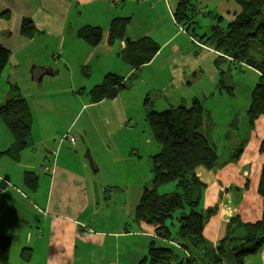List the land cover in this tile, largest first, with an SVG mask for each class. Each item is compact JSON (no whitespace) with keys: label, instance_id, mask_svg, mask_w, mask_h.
<instances>
[{"label":"crops","instance_id":"crops-1","mask_svg":"<svg viewBox=\"0 0 264 264\" xmlns=\"http://www.w3.org/2000/svg\"><path fill=\"white\" fill-rule=\"evenodd\" d=\"M220 4H223L224 7L214 12L211 11L209 16L213 18V27L219 22V31L221 29L220 22L226 20L227 26L222 29L225 33L220 31L221 34L226 35L228 25L236 19L241 7L236 0H232L231 3L220 1ZM176 8L177 6H171L170 0H0V43L10 51V62L2 74L7 77V80H4L2 76L5 89L1 87L0 105L6 101L10 86L18 84V81L13 79L16 73L24 74L28 78L32 77L34 82H40V77H43L46 71L54 73L51 70L52 67H49L52 64L46 65V63L39 61V53L46 54L48 57H62V54L68 52L69 48L76 46L74 43H82L76 39L78 30L84 26L94 25L102 27L104 30L102 43L89 50L83 42L84 49L89 54L85 59L80 60L90 64L88 60L103 58L104 55L109 57L114 49L109 44L110 23L117 18H130L128 24L130 38L134 41L144 37L152 38L160 45V49L154 58L139 71H135L130 66H128L129 69L123 70L126 73V80L132 85L131 89L122 92L116 99L112 100L118 101L121 107V125L111 135L110 141L117 153L114 152L113 147L107 146L108 141H106L102 145L107 156L106 159H99L95 152H92L90 157L92 161H95L93 162L96 165V170H100V166L103 167L105 180H112L118 184L115 185V189H131L132 174L130 172L127 174L120 171L116 174L118 178L115 179L114 154H118L119 158L124 161L126 159L131 160V158L141 161L143 158H147L149 159V170L152 172L151 158L161 151V146L155 144L151 137L147 136V131L137 124V120L147 119L145 110L147 98L153 100V106L158 112L160 111L156 108V96L153 97V92L156 90L164 92L161 97L166 98L170 109L180 105L190 106L196 98L204 99L206 93L205 88L202 87L205 85L193 91L188 98L181 93H167V88L174 85L175 82L190 85L192 84L190 78H197V75L200 74H203L202 79L206 78L215 82L221 76L218 62L220 60L233 62L218 49V41L214 47L207 45L199 36L197 37L195 16L193 21L191 20L193 22L192 33L190 30L187 31V28L190 27L191 29V26L178 25L174 17ZM25 18H30L38 30V34L33 39L26 38L20 32L21 22ZM85 21L97 23L80 25L81 22ZM102 22H106V25H103ZM136 23L140 26V30H136ZM120 42V52H122L126 47V42ZM68 44L73 45L66 48ZM25 47H33V54L30 53L26 57L29 58V61H26L22 53ZM120 52L117 54L119 60L121 59ZM233 63H237L239 67L253 69L244 63ZM110 66V64H103V69L98 71L99 74L88 73L85 75V77L88 76L89 82L93 85H90V89L87 86L83 87V93H80L81 89L74 90L73 93L75 95L87 93L90 102V91L94 86L100 84L107 73L114 72L108 69ZM258 74L260 78V73L258 72ZM133 76L135 79H132ZM222 80L226 81L225 77L220 80V84ZM229 83L231 84V82ZM218 94L223 96L220 91ZM90 104L99 103L90 102ZM205 114V133L218 150L219 164L212 170L200 167L197 169L196 175L204 184L201 208L203 210L215 209L205 224L204 237L210 244L216 246L226 236L230 223L233 228L237 224H232V221L254 224L263 217L264 200L259 193V187L264 167V117L256 122L253 130L249 128L248 120L244 129L240 130L241 122L239 118H235V112L229 113L227 117L229 119L226 118L227 121L224 119L226 123L222 126L206 106ZM232 121L233 124H230ZM0 136L2 137L0 151H5L12 146L14 140L8 129L5 131L2 128ZM140 141L141 147H137ZM150 144L153 145V150L144 151V146ZM220 146H223L221 151L219 150ZM239 149H242V153L232 160L231 158ZM227 151H229V155H226ZM146 152L153 153L146 154ZM25 157L40 161V168H42L44 158L45 161L47 160L46 155L36 151L23 152L20 162L12 161L6 157L0 160V187H2L0 189V235L7 236V231L12 232L14 228L26 229L28 226L30 227V221L26 219V216H21L22 210L19 205L23 204L39 215L37 221L38 235H43L41 230H45L44 226L46 228L47 225L51 231V238H49L51 258L48 264H52V261L69 264L68 256L78 249V237L90 244L100 243L102 245L103 253L107 255V261L104 264H132L130 260L125 259V253L131 251L134 254L135 248L132 249V246L134 247L135 238L151 239L148 247L144 246L142 256L148 254L150 245L155 240L164 242L166 247H172L179 254H182L183 250L179 243L160 238L154 233L153 226L145 224V227L138 228L137 225H134L137 223L134 220V212L140 198V190L145 183H149L152 179L147 181L146 177L141 179L139 175L135 174L140 187L134 195L133 206L126 200L123 202L126 207L124 211H128L126 218L129 219V223L126 219H121L118 224L120 228L124 227L123 232L105 230L94 232V236L89 237L88 231L86 232L85 229L87 228L89 232L91 229L87 226L84 227L86 225L85 220L90 218L89 210L92 206H96L97 209L102 207L101 202L94 204L95 197L104 196V191H107L103 190L101 194L97 193L96 190L90 192V188L93 189L98 186L97 176L93 180L91 176L89 177L82 171L74 170L65 165L56 164L55 166V163L47 160L51 171L39 176L38 188L35 191L32 190L35 195L34 202L28 198L26 192L19 191V189L20 193L14 194L12 192L9 196L10 190L13 189L11 184L14 181V174L11 172L12 163L22 165L23 161L28 160H24ZM85 166L87 165L85 164ZM23 167L25 168V166ZM25 170V172L39 173L42 169L39 171ZM46 186V191L41 189V187ZM104 201L106 202L105 197ZM105 207L103 204L102 218L94 219L99 225L105 221L107 214ZM107 222L111 221L108 220ZM177 225L179 228L178 221ZM169 226L173 234L178 235L175 220L170 222ZM79 230L83 231L81 235L78 234ZM99 234H102V238ZM27 236L26 240L21 242L25 246L24 249L32 250L33 235L28 234ZM122 239L124 240L123 243L121 242ZM105 244L107 247H104ZM27 254H30L31 257V251ZM245 264H264V248L257 255L248 257Z\"/></svg>","mask_w":264,"mask_h":264},{"label":"trees","instance_id":"trees-1","mask_svg":"<svg viewBox=\"0 0 264 264\" xmlns=\"http://www.w3.org/2000/svg\"><path fill=\"white\" fill-rule=\"evenodd\" d=\"M236 1L241 11L228 25L227 34H221L218 25L213 27V31L218 40V49L223 54L233 62L244 63L260 73L247 111L249 128L253 130L256 122L264 117V58L257 60L253 57L254 50H260L258 46L262 50L264 48V0ZM194 12L193 0H179L174 17L178 25L192 27ZM129 21L130 18H117L110 23L109 44L126 42L120 57L132 69L139 71L154 58L160 45L149 37L132 40L128 34ZM189 30L190 27L187 28ZM20 32L28 39H33L38 34L30 18L23 19ZM103 32L102 27L88 25L79 29L77 36L87 46L95 48L102 43ZM9 62L10 51L0 43V78ZM131 85L124 76L114 72L107 73L103 81L90 91V102L95 104L114 100L122 92L131 89ZM219 90L233 95V86L224 80L221 81ZM81 92L83 93V89ZM145 104L150 128L161 151L151 158L152 181L145 183L140 190L134 220L139 224L153 226L154 233L160 238L176 241L183 252L179 254L172 247L157 246L152 241L141 264H245L248 257L257 255L264 248V213L262 219L254 224L232 221V224H237L233 228L230 223L226 236L216 246L204 237L205 224L215 209L203 211L201 208L204 184L198 179L196 171L200 167L214 169L219 164V157L216 146L205 133L203 101L196 98L190 106L173 107L165 119L156 111L151 99L147 98ZM0 117L14 140L11 147L0 151V160L6 157L20 162L23 152L36 151L32 140L33 117L30 104L18 85L10 86L6 101L0 105ZM67 139L75 146L76 143L72 144L69 136ZM240 153L242 149L235 152L231 159L237 158ZM42 163L41 172L25 173V183L31 190L38 188L39 176L51 171L45 158ZM170 183L175 185L173 194L159 193L161 186ZM259 193L264 200V167ZM173 220L179 222L178 235H174L169 226ZM10 251L11 238L0 235V264H8Z\"/></svg>","mask_w":264,"mask_h":264},{"label":"rangeland","instance_id":"rangeland-1","mask_svg":"<svg viewBox=\"0 0 264 264\" xmlns=\"http://www.w3.org/2000/svg\"><path fill=\"white\" fill-rule=\"evenodd\" d=\"M179 0H170L172 7L177 6ZM220 1H225V3H231L232 0H193L195 4V31L197 37L199 36L201 40L209 46H214L217 43V37L213 31V18L209 16L211 11L220 10L221 7H224L223 4H220ZM145 8V6H144ZM147 12L149 10H146ZM204 11V13H203ZM87 23H97V22H81L80 25H85ZM106 22H102L103 25ZM94 26V25H93ZM219 26V22H218ZM227 26L226 20L220 22V31L225 29ZM105 27V26H104ZM165 27V25H163ZM136 30H140V26L135 25ZM193 27L190 29L192 33ZM225 33L224 30L221 31ZM203 36V37H201ZM77 41L82 43H74L75 47L69 48L68 52L62 54V57H52L47 56L46 54L39 53V61L46 63V65H51V70L54 71L53 75L45 74L42 79L39 81H32V77L20 73L14 75V81H18V85L21 88V92L24 97H28L30 109L33 117L32 125V140L36 148V152L44 154L47 156L49 162L55 163L58 165H65L77 171H82L86 173L89 177L91 176L93 180L97 176L99 181L96 188H90V192L94 190L97 193L101 194L103 190L104 196L99 195L95 197L94 204L102 203L106 206L105 210L107 212L105 221L99 225L94 219L102 218V207L97 209L96 206H92L89 210L90 218L85 220L86 225L84 227H89L91 232L86 228L85 231H88V236H94V232H103L107 231H124V227L118 225L120 220L123 219L129 223V219L126 218L127 210L123 202L125 200L133 206L135 201V193L139 190L136 175H139L141 179L146 177L147 181H150L153 177L152 172L149 170V159L143 158L141 161L131 160L124 161L119 158V155L116 154V149L111 144V135L120 127L121 121V107L120 104L112 100H104L99 104L92 105L89 102V95L87 93L82 95H75L74 90L82 89L83 87H88L90 85L88 76L85 77V73H94L99 74L98 71L103 69L104 65H111V71L116 72L117 74L126 77V73L123 72L124 69H129L128 65L124 63L121 59L119 60L117 54L121 51V42L117 41L111 55H104L103 58L88 60L87 64L82 62L80 59H85L89 54L84 49V43L82 40L76 37ZM73 44H68L66 48L72 46ZM87 46V45H86ZM257 47V45H256ZM255 47V48H256ZM89 50V46H87ZM260 49L257 52V48L253 52V57L259 60L264 58V48ZM23 55L26 61H29V58H26L30 53L33 54V47H25L23 49ZM218 67L221 70V76L215 82L209 81L206 78L202 79V75H197V78L191 77L190 80L192 84L182 85L181 83L175 82L174 85L169 86L166 90L167 93L182 94L184 97L188 98L191 96L193 91L201 88H205L206 96L203 97L204 106L208 108L210 113L216 117L220 122V125L226 123V118L229 116V113L235 112L236 117L239 118L241 122L240 130L244 129L245 124L247 123V111L251 104L252 93L259 81V74L253 69H247L245 67H239L237 63L228 62L226 60H220L218 62ZM246 72V73H245ZM4 77V75H2ZM0 78V96L2 94V88L5 89V83ZM226 79V81L231 82L233 86V95H229L226 91H220V80ZM4 80H7V77H4ZM227 83L231 85L230 83ZM2 87V88H1ZM221 92L223 96H220L218 92ZM164 92L154 91L156 96V108L160 111L161 115L165 118L169 115V103L166 101V98L161 97V94ZM145 98V95H144ZM143 98V101H144ZM123 99V98H120ZM120 99H118L120 101ZM155 100V102H156ZM153 101V100H152ZM88 104V106H85ZM238 115V116H237ZM224 119L226 120L224 122ZM229 119V118H227ZM137 124L147 131V136H150L155 144L159 143L155 140L153 131L150 128L149 121L147 119L137 120ZM233 124V121L230 122ZM7 130L6 125L0 117V131ZM74 136L76 139L75 146L71 145L67 139L68 136ZM108 141L107 146L113 147L115 160V179L117 173L120 171L122 173H131L132 174V188L128 190H119L115 189L114 181L105 180V172L103 167L100 166L99 169H95V161L93 162L91 157L92 152H95L97 157L101 160L106 159L105 151L102 149V145ZM2 143V137L0 136V144ZM137 147H141V141L138 143ZM223 146H220L219 150H223ZM144 151H152L153 145H145ZM53 153V154H50ZM113 153V152H112ZM145 153V152H144ZM153 152H146V154ZM226 155H229V151L226 152ZM28 159V160H26ZM91 159V160H90ZM26 161H23L22 165L12 163L11 172L14 174V181H12L13 189L10 190L14 194L20 193L19 191L26 192L28 198L35 201V195L30 188L27 187L25 183V169L39 171L40 161L37 159L26 158ZM48 162V163H49ZM90 162H93L91 166ZM151 163V161H150ZM87 165L84 167V165ZM25 166V168L23 167ZM111 174V171H109ZM95 175V176H94ZM152 181V180H151ZM150 181V182H151ZM17 184H16V183ZM19 189V191H18ZM42 190H47L46 187H41ZM159 193H168L173 194L175 191L173 183L163 185L159 188ZM104 197L106 202L104 201ZM99 199V200H98ZM22 201V200H19ZM20 209L22 210L21 216H26V219L30 221V227L26 229L14 228V230L7 231V237H11V251H10V260L8 264H48L50 256L49 238H51V231L47 227L41 230L43 235H38L37 233V221L39 220V215L29 210V208L23 204H20ZM206 211V210H203ZM178 214H180L178 212ZM177 214V215H178ZM179 216V215H178ZM108 218V219H107ZM107 219V220H106ZM110 220L111 222H107ZM176 226L177 220H175ZM146 223H135L134 225L138 228L145 227ZM43 225V224H42ZM176 228V229H177ZM83 231L79 230L78 234L81 235ZM28 234L33 235L32 239V250L29 248L24 249L25 246L22 244V240H26ZM102 238V234H99ZM28 237V236H27ZM123 243L124 240L122 239ZM151 239L145 238H135L134 240V254L131 251L125 253V259L130 260L132 264H141V259L144 246L148 247ZM155 245L157 246H166L162 241L155 240ZM78 249L76 252L71 253L69 257V264H104L107 261V255L103 253V247L100 243L90 244L78 237L77 239ZM107 247V244L104 245ZM31 251L30 254H27ZM26 253V254H25ZM179 253V252H178ZM26 259H29L28 261ZM114 259V258H113ZM26 261V262H25ZM139 262V263H138ZM52 264H60L52 261Z\"/></svg>","mask_w":264,"mask_h":264},{"label":"water","instance_id":"water-1","mask_svg":"<svg viewBox=\"0 0 264 264\" xmlns=\"http://www.w3.org/2000/svg\"><path fill=\"white\" fill-rule=\"evenodd\" d=\"M45 74H47V75H53V73H52L51 71H46ZM41 79H42V76L40 77V80H41ZM89 158H90V156H89ZM90 160H91V159H90ZM90 164H91V166L94 165L93 162H90Z\"/></svg>","mask_w":264,"mask_h":264},{"label":"built area","instance_id":"built-area-1","mask_svg":"<svg viewBox=\"0 0 264 264\" xmlns=\"http://www.w3.org/2000/svg\"><path fill=\"white\" fill-rule=\"evenodd\" d=\"M69 138H70V141L72 144H74L76 142V139L74 136L70 135Z\"/></svg>","mask_w":264,"mask_h":264}]
</instances>
